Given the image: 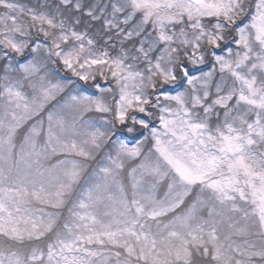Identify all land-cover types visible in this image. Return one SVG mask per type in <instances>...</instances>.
<instances>
[{"label":"snow or ice","instance_id":"6c2138e0","mask_svg":"<svg viewBox=\"0 0 264 264\" xmlns=\"http://www.w3.org/2000/svg\"><path fill=\"white\" fill-rule=\"evenodd\" d=\"M0 264H264V0H0Z\"/></svg>","mask_w":264,"mask_h":264},{"label":"rangeland","instance_id":"374dc122","mask_svg":"<svg viewBox=\"0 0 264 264\" xmlns=\"http://www.w3.org/2000/svg\"><path fill=\"white\" fill-rule=\"evenodd\" d=\"M20 2H22V3H28V2L35 3V0H20Z\"/></svg>","mask_w":264,"mask_h":264}]
</instances>
